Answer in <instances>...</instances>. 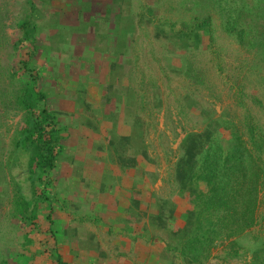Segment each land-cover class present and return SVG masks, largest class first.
I'll return each mask as SVG.
<instances>
[{"label": "rangeland", "instance_id": "1", "mask_svg": "<svg viewBox=\"0 0 264 264\" xmlns=\"http://www.w3.org/2000/svg\"><path fill=\"white\" fill-rule=\"evenodd\" d=\"M35 1L38 15L29 0H0V250L17 248L20 235L53 237L69 220L78 235L101 236L97 248L107 247V264H185L165 249L173 240L169 232L148 217L153 196L169 197L180 139L202 129L209 118L238 122L252 114L264 132V0H243V42L226 29L235 11L221 9L223 0L220 5L211 0H125L113 17L115 28L112 19L95 23L90 13L77 16L62 0ZM145 3L154 7L152 21L180 22L210 13V38L204 35L195 45L157 38L146 6L141 7ZM226 3L232 8L236 0ZM27 18L39 29L37 49L21 37ZM125 22L131 24L128 30ZM18 40L20 47L14 45ZM16 50L23 58L32 54L38 87L63 136L47 197L38 198L36 220L24 214L20 196V208L14 205L8 173L22 157L11 150L25 115L18 103L21 79L28 78L21 68V79L11 74L18 66ZM141 153L148 157L144 167L126 169L116 158ZM24 193L30 198L32 192ZM134 199L147 215L137 213ZM98 211L105 221L101 224L91 220ZM115 216L122 221H112ZM107 223L125 228L106 232ZM262 230L259 210L258 223L240 240L238 255L232 257L227 242H220L207 264H244L253 236ZM131 235L133 242L127 238ZM15 251H1L0 264H7L5 256L14 261Z\"/></svg>", "mask_w": 264, "mask_h": 264}, {"label": "trees", "instance_id": "2", "mask_svg": "<svg viewBox=\"0 0 264 264\" xmlns=\"http://www.w3.org/2000/svg\"><path fill=\"white\" fill-rule=\"evenodd\" d=\"M44 1L40 0L41 3ZM223 1L225 6L220 5L221 0H211L223 10L235 11L226 29L243 42L246 32L239 24L243 12L247 11L246 6L243 0H236L232 8H229L227 0ZM62 3L73 9L79 17L90 13V19L95 23L112 19L115 28L113 17L119 16L120 7L126 1L62 0ZM36 4L35 0H29L31 12L38 15L40 10L36 9ZM143 6H146L145 14L149 15L157 38L172 37L188 45L202 42L204 35L210 38V13L194 14L180 22L164 18L152 21L154 7L147 3L141 5L142 9ZM138 13L143 15L142 10ZM29 21L27 18L21 23L24 27L21 37L37 49L40 47L39 29L31 27ZM130 26L125 22L124 30ZM21 41L18 40L14 45L20 47L18 43ZM16 56L18 66L12 67L11 74L21 79V68L28 78L25 81L21 79L18 103L25 115L11 150L13 155L21 152L22 157L10 165L8 173L12 182L14 205L20 208L19 200H16L20 196L23 204L21 209L26 212L24 214L29 220H36L34 211L37 209L38 198L47 197L50 173L56 167L61 153L63 136L56 115L46 106L44 91L38 87V74L31 63L32 54L23 58L17 52ZM178 149L180 152L173 163L171 174L174 188L169 197L153 196L154 211L148 215L153 224L169 232L173 239L166 243L165 249L177 254L185 264H207L212 249L220 242H227L232 257L237 256L242 248L240 240L258 223L259 210H262L264 217V194L261 193L264 181V132L252 114H246L238 122L209 118L199 131L185 132ZM140 155L124 161L121 154H116V158L124 162L126 169L135 165L144 167L148 157L146 153ZM12 168H19V172L13 173ZM27 191L32 192L30 198L24 193ZM133 202L139 215H147L145 208L140 206V200L134 199ZM262 231L263 234L253 236L249 258L244 264H264Z\"/></svg>", "mask_w": 264, "mask_h": 264}, {"label": "crops", "instance_id": "3", "mask_svg": "<svg viewBox=\"0 0 264 264\" xmlns=\"http://www.w3.org/2000/svg\"><path fill=\"white\" fill-rule=\"evenodd\" d=\"M100 211L92 216L91 220H94L95 223L101 224V222H105L101 220ZM114 213V211L112 212ZM118 216V214L116 213ZM115 220L121 222V218L114 217ZM70 221H67L68 227H64L61 230H58L57 233L49 236H31V235H20L18 236L16 243V247L8 246V248H4L1 251H9L16 250L17 253L16 258L13 264H21L23 262L27 264H107L106 257L104 252H107V247L102 246L97 248L98 243L101 241V236L97 234H89L87 236L78 235L80 232L70 229L74 227L69 224ZM105 225L106 232L108 229L115 230L116 232L122 233L124 230V226L114 227V224L107 223ZM119 225V224H118ZM133 228V227H132ZM39 235V234H38ZM25 237L27 240L25 241ZM130 238L133 242L134 238L131 235ZM116 243V241H113ZM118 243H123V238L121 236L118 237ZM111 252H114L110 248ZM117 253V252H115ZM113 257V255H110ZM5 263L12 264L11 257L5 256ZM21 262V263H19ZM115 262H112L114 264Z\"/></svg>", "mask_w": 264, "mask_h": 264}]
</instances>
